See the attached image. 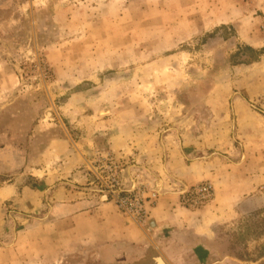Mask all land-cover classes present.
Segmentation results:
<instances>
[{
  "label": "rangeland",
  "instance_id": "374dc122",
  "mask_svg": "<svg viewBox=\"0 0 264 264\" xmlns=\"http://www.w3.org/2000/svg\"><path fill=\"white\" fill-rule=\"evenodd\" d=\"M261 50L264 0H0V187L29 169L55 174L75 150L88 158L100 196L114 205L96 180L97 168L112 162L119 190H135L148 212L156 201L147 197L162 184L144 173L138 143L198 129L210 104L216 109L233 94L253 98L264 115ZM244 108L233 147L251 144L249 165L264 169V118ZM200 183L213 197L189 211L214 200L209 180L180 193ZM241 193L231 208L201 217L204 232L189 239L200 264H264V180ZM3 211L0 245H7Z\"/></svg>",
  "mask_w": 264,
  "mask_h": 264
},
{
  "label": "crops",
  "instance_id": "0c3cea01",
  "mask_svg": "<svg viewBox=\"0 0 264 264\" xmlns=\"http://www.w3.org/2000/svg\"><path fill=\"white\" fill-rule=\"evenodd\" d=\"M222 100L216 109L210 104L211 113L199 121L198 129L175 131L163 139L151 134L138 143L139 166L151 183L162 184L158 200L147 212V232L96 192L88 158L75 150L67 152L55 174L38 170L43 172L39 178L36 170L29 169L27 176L33 182L19 173L1 186L0 206L5 208L1 220L11 223L3 231L10 242L0 245V264H200L193 253L197 247L189 239L204 232L201 217L207 218L210 210L231 208L243 199L241 191L253 190L264 180V169L249 165L255 153L252 145L246 146L248 151L243 144L237 143L240 151L233 147L234 131L246 116L237 114V108L244 106L259 118L264 115L253 107V98L233 94ZM225 109L231 112L227 119L221 114ZM219 129L227 132V138ZM197 142L202 151L195 147ZM209 147L216 149L204 157ZM12 166L3 163L6 171H14ZM126 178L129 188L128 170ZM202 180L211 182L214 200L202 210L189 211L180 204V192Z\"/></svg>",
  "mask_w": 264,
  "mask_h": 264
},
{
  "label": "built area",
  "instance_id": "2783aa9c",
  "mask_svg": "<svg viewBox=\"0 0 264 264\" xmlns=\"http://www.w3.org/2000/svg\"><path fill=\"white\" fill-rule=\"evenodd\" d=\"M104 168V169H103ZM98 169V177L96 180L100 187H104L106 194L111 195L114 201V206L130 218L139 226L147 225V211L145 210V200L138 198L135 190L123 191L119 190V179L115 175L116 166L114 163L104 164ZM96 170V169H95ZM116 192V195H114ZM159 195L156 192L151 193L147 199L150 202L157 201ZM180 204L186 209H196L209 203L213 197L212 187L208 183H200L186 189L180 193ZM146 199V200H147Z\"/></svg>",
  "mask_w": 264,
  "mask_h": 264
},
{
  "label": "trees",
  "instance_id": "16d2710c",
  "mask_svg": "<svg viewBox=\"0 0 264 264\" xmlns=\"http://www.w3.org/2000/svg\"><path fill=\"white\" fill-rule=\"evenodd\" d=\"M260 53H264V50H261Z\"/></svg>",
  "mask_w": 264,
  "mask_h": 264
},
{
  "label": "bare ground",
  "instance_id": "6f19581e",
  "mask_svg": "<svg viewBox=\"0 0 264 264\" xmlns=\"http://www.w3.org/2000/svg\"><path fill=\"white\" fill-rule=\"evenodd\" d=\"M48 117V116H47ZM162 264V263H161Z\"/></svg>",
  "mask_w": 264,
  "mask_h": 264
},
{
  "label": "water",
  "instance_id": "95a60500",
  "mask_svg": "<svg viewBox=\"0 0 264 264\" xmlns=\"http://www.w3.org/2000/svg\"><path fill=\"white\" fill-rule=\"evenodd\" d=\"M48 116H49V114H48Z\"/></svg>",
  "mask_w": 264,
  "mask_h": 264
}]
</instances>
